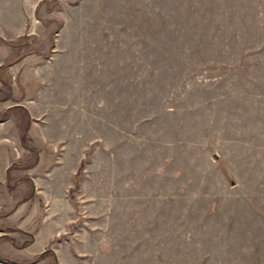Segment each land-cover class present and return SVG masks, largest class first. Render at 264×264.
<instances>
[{
	"label": "rangeland",
	"instance_id": "1",
	"mask_svg": "<svg viewBox=\"0 0 264 264\" xmlns=\"http://www.w3.org/2000/svg\"><path fill=\"white\" fill-rule=\"evenodd\" d=\"M55 262L264 264V0H0V264Z\"/></svg>",
	"mask_w": 264,
	"mask_h": 264
},
{
	"label": "trees",
	"instance_id": "2",
	"mask_svg": "<svg viewBox=\"0 0 264 264\" xmlns=\"http://www.w3.org/2000/svg\"><path fill=\"white\" fill-rule=\"evenodd\" d=\"M13 45H14V44H13ZM23 137H24V136H21V139H23ZM46 251H47V250H44V251L40 252V253L38 254V257H42L43 254H44ZM55 264H56V262H55Z\"/></svg>",
	"mask_w": 264,
	"mask_h": 264
}]
</instances>
